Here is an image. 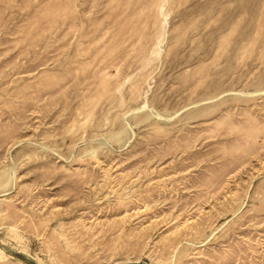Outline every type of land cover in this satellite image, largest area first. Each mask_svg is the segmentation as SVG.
I'll list each match as a JSON object with an SVG mask.
<instances>
[{
    "label": "rangeland",
    "instance_id": "1",
    "mask_svg": "<svg viewBox=\"0 0 264 264\" xmlns=\"http://www.w3.org/2000/svg\"><path fill=\"white\" fill-rule=\"evenodd\" d=\"M0 264H264V0H0Z\"/></svg>",
    "mask_w": 264,
    "mask_h": 264
}]
</instances>
